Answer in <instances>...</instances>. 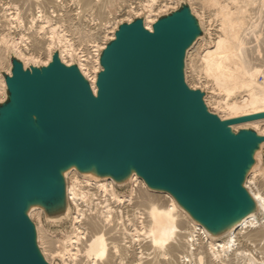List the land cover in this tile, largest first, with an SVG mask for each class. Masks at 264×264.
<instances>
[{"label": "water", "instance_id": "1", "mask_svg": "<svg viewBox=\"0 0 264 264\" xmlns=\"http://www.w3.org/2000/svg\"><path fill=\"white\" fill-rule=\"evenodd\" d=\"M201 34L187 2L151 29L141 16L120 22L98 51L95 90L59 47L44 65L10 57L0 100V264H51L28 210L39 207L50 222L69 218L70 168L118 187L134 173L209 235L255 209L245 178L264 134L232 125L264 110L221 118L187 83L186 51Z\"/></svg>", "mask_w": 264, "mask_h": 264}, {"label": "bare ground", "instance_id": "2", "mask_svg": "<svg viewBox=\"0 0 264 264\" xmlns=\"http://www.w3.org/2000/svg\"><path fill=\"white\" fill-rule=\"evenodd\" d=\"M147 1L149 2L147 4L145 3L144 6L149 8L147 12L150 13L144 18V24L147 28L151 29V24L156 20V15L166 10L174 1ZM251 1L253 0H190V7L198 19L202 34L195 39L186 51L184 67L185 79L189 85L202 83V80L199 81L196 75L200 66L196 69L197 71L195 70L197 61H200V65H203L206 70V79L203 81L209 84L207 88H210L213 92L210 96L207 95L209 93L205 92V103L208 107L211 103H214L216 107H221V112L223 113H221V115L218 114L221 118H226V116L223 117L224 115L222 114L225 113V115H228V111L234 113V116H238L264 110V79H258V75L264 69V52L260 50L262 47L260 49L258 45L254 47V43L253 48L250 47L252 44H250L251 39L253 40V38L250 39V37L252 36L260 37L261 34L263 35V40H261V38L258 39L264 41V17L262 19H255L256 16L254 17L251 15L250 11L252 10L249 11L248 8L250 9V7H246L250 6L248 4ZM260 2L264 4V0ZM126 3L127 0H0V31L11 30L13 26L12 23H18L21 16L28 19L27 21L30 23H36L39 17L43 20L42 24L37 22L36 28L31 26L32 30L29 31L28 34L25 33V37H22L23 35L19 33L17 37L12 36L8 38L7 36L6 38L5 35H2L4 33L1 32L0 65L4 64L5 68L8 70L7 73H10L11 64L8 59L4 57V51L7 47H11L16 54L15 56L23 62L24 66L30 64H47L51 58V51L54 43H57L59 46L61 60L66 64H70L78 46L75 47L76 44L71 41L72 37H68L70 34L68 35L67 33L57 31L53 27V25L57 24L56 20H58V22L63 23H61V25L67 28L66 31H70L73 35L77 34L76 37L78 39L81 41L83 40V42L85 41V43L88 42L90 47L94 48V53L92 51V57L90 58H87L83 53L84 48L78 49L76 54L79 56V62L77 61L78 67L89 79L93 90H95V71L99 67L97 47H99V45H101L102 48L105 46L103 45L104 39L102 38L103 42L100 43L98 38L102 37V33L108 27L107 23L109 19H107V17L117 10L122 11L124 8L130 6L127 5L130 3ZM251 4L253 5V3ZM154 5L158 8L155 11L153 9ZM263 10L261 11L263 12ZM152 11H154L153 14L151 13ZM136 14L138 15L139 11H136ZM53 17L56 19L54 20L56 23H52L53 25L49 24L48 29H46L49 20ZM261 17L262 16L259 18ZM42 20H40V22ZM50 25H52V27ZM26 26L28 27L27 24ZM49 26L51 28H49ZM15 28L16 27H14V30ZM112 30L111 28V31ZM205 31L206 33L208 31L211 36L210 43L208 42L206 44L204 43L205 41L203 42L202 40V35ZM11 33L13 34L14 32ZM113 33L114 31L112 34L110 33V38H113ZM12 34L6 33V35L9 36ZM107 34L106 36H109ZM25 40L28 44L27 46L25 44V46H21V43H17ZM259 40L258 42H260ZM256 42L257 40L255 43ZM260 43L263 45L262 42ZM85 46L86 45H84V47ZM41 49L44 50V55H42ZM42 58L43 62L37 64V60H42ZM220 86L227 90V93H224L225 95L220 94L224 92H220V90H222ZM4 89V77L0 75V98L2 99L5 96ZM216 90H218V92H216ZM235 98L245 101L247 107L245 109L238 106L235 107L236 104H231L232 100ZM235 108L238 109L233 110ZM210 110L213 111L212 109ZM228 117L230 116L228 115L227 118ZM238 126H251L259 133L264 134V118L239 123ZM232 127L236 129V126ZM263 147L264 142H262L255 151V162L247 172L245 178V186L255 200L256 207L249 214L242 217L236 223H233L228 229L221 233L209 235L203 226L191 219L189 214L177 204L170 194L147 188L143 180L134 173L121 183L123 184L130 181L132 184L130 192L128 194H121L116 190L115 183L112 179L91 178L86 175H80L73 168H70L64 172V175L69 178L67 181V198L69 206H66L62 215L69 216L71 230L65 233L63 238H55L46 232L41 225H36L39 247L48 261L49 257L56 253L60 255L64 264L80 263V261L77 263L75 262L78 255H81L82 259L85 258L84 264H145L144 258L148 256V252L143 251L144 249L142 248L136 251V247L133 248L132 244H126L124 246L125 242L121 244L120 241L114 237V232L109 233L114 227V225H111L112 228H110V221L112 220V213H114L115 210L109 205L108 200L111 199L119 204L133 198L132 196H137L142 203L144 201L146 205L145 208H147L144 213V219H146L145 223H143L144 220L143 222L140 221L141 225L139 229L143 231L145 238H148V243L150 247L153 248L155 256L159 254L163 256L161 258L163 260L161 263L187 264L190 258H196L198 263L202 264H204V262L205 264H230L231 262L229 263V259L231 257H239L237 260L241 259V264H261V262L264 264V259L261 261L258 260L256 255L251 252L252 250L248 249L250 245L256 246L262 244V241H264V223L260 225L259 222L263 220L261 219L262 221H260L256 216V211L260 210L262 214L264 213V192L263 188L261 190L259 186L255 185L256 176L264 172L262 171L264 165L261 161V151ZM260 170L262 171L261 174ZM97 194L98 196H95ZM93 196L99 198L97 203H101L102 205L99 206L102 208L99 210L94 207L93 211L91 210L92 212L90 211L86 214V207L83 208V203H85V205H88L89 202L91 204L95 203L92 200ZM71 203H73L74 206H72ZM95 205L96 204H94V206ZM123 210L126 209L124 208ZM41 212V209L35 206L30 207L28 210L30 217L34 214H40ZM125 213L124 211V214ZM135 213L136 211L132 214L133 218L139 215V213L137 215ZM183 220L188 223L186 225H189V227L180 225V221ZM132 227H134L133 224ZM133 231H131L132 238L133 236H138L137 231H135L136 233H133ZM122 236L119 237L123 238ZM132 238L130 237L128 241H131ZM122 240L124 241V238ZM128 241H126V243ZM263 249L264 247L262 250ZM145 253H147V256ZM148 261L146 260V262L150 264V261Z\"/></svg>", "mask_w": 264, "mask_h": 264}, {"label": "rangeland", "instance_id": "3", "mask_svg": "<svg viewBox=\"0 0 264 264\" xmlns=\"http://www.w3.org/2000/svg\"><path fill=\"white\" fill-rule=\"evenodd\" d=\"M174 1V3L173 4H171V5H169L168 6V8L166 9V10H164V11H162V12H160L159 14H157L156 15V18L158 17V15H161V14H164V13H167V12H169L171 9H173V8H176L181 2H187L188 4H190V0L188 1V0H173ZM254 1V2H253ZM253 1H251L248 5H250V6H246V7H250V9L248 8V10L250 11V10H252V11H250V13H251V15L252 16H256L255 17V19L257 18V19H262L263 17H264V4H262L260 1H258V0H253ZM149 1H147V0H127V3H130V4H127V5H130V6H128V7H126V8H124V10H122V11H115L114 13H111L108 17H107V19H109V22L107 23V25H108V27H107V29H105V31L102 33V37H100V38H98L99 40L98 41H100V43L101 42H103L104 41V44L103 45H105V42L108 40V39H110V36H111V34H112V32L115 30V28H116V26L120 23V22H123V21H130V20H132L133 19V17H135V16H141V17H143V18H146L147 16V14L148 13H150V12H147V11H149V8L147 7V6H144V4L146 3H148ZM257 2V3H256ZM260 3V5H259V3ZM251 3H253V5L251 4ZM257 4V5H256ZM191 5V4H190ZM252 5V6H251ZM145 7V8H144ZM256 7V8H255ZM139 8V9H138ZM260 8V9H259ZM128 9H130V10H128ZM153 9H154V11L156 10V9H158V8H156V5H154L153 6ZM253 9H254V11H253ZM256 9V10H255ZM259 9V10H258ZM261 10H263V12L261 11ZM124 11V12H123ZM136 11H139V14L137 15L136 14ZM154 11H152L151 13L153 14L154 13ZM255 11H256V13H255ZM257 11H258V13H257ZM254 14H253V13ZM259 12H261L262 13V15H261V13H259ZM260 14V15H259ZM258 15V16H257ZM213 16H214V14H213ZM260 16H262L261 18H259ZM127 18H128V20H127ZM22 20V21H21ZM28 19H25L23 16H21V18H20V21H21V23H20V21L18 22V23H15V22H13L12 24H13V26L14 27H16L15 28V30H14V27L12 26V29L11 30H9V31H7V30H4V31H0V35H1V32L2 33H4V34H2V35H5V37L7 38V36H8V38H10V37H17L18 35H19V33H20V35H23L22 37H25L26 36V34H28V32L29 31H31L32 30V27L33 28H36V24H37V22L39 23V24H42V22H43V20L41 19V17H39V18H37V22L36 23H30V22H28L27 21ZM40 20H42L41 22H40ZM54 20H56L54 17L53 18H51L50 20H49V22H48V24H47V28L46 29H48V25L49 24H52V23H56V21H57V24H55V25H53V27L57 30V31H60V32H64V33H67L68 35L70 34V36H68L69 38H71V41H73L75 44V47H77L76 48V51H78V49H83L84 48V54H85V56L87 57V58H90V57H92V51H93V53H94V48L93 47H90V44L88 43V42H86L85 43V41L83 42V40L81 41L80 39H78L77 37H76V35L77 34H71V32L70 31H66L67 30V28H65L63 25H61V23L60 22H58V20H56V21H54ZM121 20V21H120ZM26 21H27V23H26ZM113 22H115V23H113ZM17 24V25H16ZM22 24V25H21ZM26 24L28 25V27L26 26ZM30 24V25H29ZM63 24V23H62ZM113 24H116V25H113ZM52 25H50L51 27H52ZM114 27H113V26ZM18 26V27H17ZM21 26V27H20ZM32 26V27H31ZM49 26V28H51ZM61 26V27H60ZM25 27H26V29L27 28H29V29H25ZM57 27H59V28H57ZM21 28V29H20ZM110 28V29H109ZM111 28L113 29L112 31H111ZM24 29V30H23ZM62 29V30H61ZM64 29V30H63ZM17 30H19V31H17ZM7 31V32H6ZM25 31V32H24ZM109 31H110V33H109ZM11 32H14L13 34L11 33ZM16 32H18V33H16ZM6 33L7 34H12L11 36H9V35H6ZM26 33V34H25ZM108 33V34H107ZM17 34V35H16ZM106 34L107 35H109V36H106ZM103 35H105V36H103ZM203 37H202V40H203V42L206 44V43H210V41H211V36H210V33L207 31V33H206V31H205V33H203V35H202ZM250 36H252V35H250ZM262 36V37H261ZM1 37V36H0ZM104 40H103V39ZM108 38V39H107ZM251 38H253V40L251 39ZM261 38V40H263V35H261L260 34V37L258 36V37H250V39H251V42H250V44H251V48H253V43L255 44L254 45V47L255 46H257L258 45V47H259V49L262 51V52H264V41H261V40H259V39ZM255 39V40H254ZM103 40V41H102ZM257 40V42L255 43V41ZM258 40L260 41V42H262L263 43V45L260 43V42H258ZM17 41V40H16ZM81 42V43H80ZM18 44L19 43H21V46H27L28 44H27V42H26V40L25 41H19V42H17ZM79 43V44H78ZM259 43H260V45H259ZM23 44V45H22ZM25 44V45H24ZM84 45H86L85 47L87 48H85L84 47ZM55 46V47H54ZM88 46V47H87ZM56 47H59L58 45H57V43H54L53 44V47H52V51L56 48ZM90 47V48H89ZM101 47V45H99V47H97V51H99V49H101L100 48ZM89 48V49H88ZM92 48V49H91ZM44 49V48H43ZM43 49H41V52L43 53L42 55H44V50ZM52 51H51V53H52ZM76 51H75V54H73V60H72V62H79V56H78V54H76ZM13 52V53H12ZM88 52V53H87ZM90 52V53H89ZM88 56H87V55ZM12 55H16L15 54V52L11 49V47H7V49L4 51V57H6L7 59H8V61L10 62V57L12 56ZM44 58V57H43ZM43 58H42V60L41 59H38L37 60V64H41L42 62H43ZM44 60H45V58H44ZM72 62H70V63H72ZM77 62V63H78ZM11 64V63H10ZM201 64V62L200 61H197V67L195 68V70L196 69H198V66H200L199 67V69H198V71L196 72L197 74V79L199 80V81H201L202 83L200 84H198V83H196V84H191L190 86L191 87H194V88H201L202 90H204L206 93H209V94H207V95H212L213 94V92H212V90L210 89V88H207V87H209V84L207 83V82H204L203 80L204 79H206V70H205V68H204V66L203 65H200ZM11 66V65H10ZM99 70V67L96 69V71L95 72H97ZM6 71V73H7V69L5 68V66H4V64H1L0 65V75L1 76H3V72H5ZM201 72V73H200ZM199 77V78H198ZM258 79H259V76H258ZM195 83V82H194ZM206 85H208V86H206ZM204 87V88H203ZM220 88H222V90H220V92H222V91H224V92H222V93H220L221 95H223L224 93L226 94L227 93V90L226 89H223L224 87H222V86H220ZM211 91V92H210ZM216 92H218V90H216ZM224 94V95H225ZM2 98H0V100H1ZM231 104H236V106L235 107H241L242 109H245L246 107H247V105L245 104V101H243V100H240L239 98H235V99H233L232 100V102H231ZM212 105H213V107H212ZM215 104L213 103H211L210 104V108L209 109H212L215 113H217V114H220L221 115V113H223V112H221V110H222V108L221 107H216V106H214ZM238 109V108H237ZM236 108L235 109H233V110H237ZM220 112V113H219ZM228 115L230 116V117H233L234 115V113H232V112H229L228 111ZM222 115H224L223 117H225L226 116V118H227V114L225 115V113L224 114H222ZM232 126H236V129H238L239 127H241V126H238V124H234V125H232ZM237 126H238V128H237ZM261 126V125H260ZM262 127V126H261ZM262 150L263 151H261V161H262V163H263V165H264V147L262 148ZM263 168H264V166H263ZM261 171V170H260ZM262 171H264V169L262 170ZM262 171L260 172V174L262 173ZM258 174H259V172H258ZM257 174V175H258ZM263 174V175H262ZM261 175H258V176H256L257 178L255 179L256 181H255V185L256 186H259L260 188H261V190H262V188H263V192H264V172L262 173ZM69 179V178H68ZM131 186H132V184H131V182L130 181H128L127 182V184H124V185H121V186H117L116 184H115V187H116V190H118L119 191V193H121V194H128L129 192H130V190H131ZM146 186V185H145ZM260 190V191H261ZM137 191V190H136ZM135 191V192H136ZM159 192V191H158ZM137 193V192H136ZM264 194V193H263ZM133 195H135V194H133ZM149 196H151L150 194H148ZM95 196H98V194L97 195H95ZM95 196H93V202H95V203H93V204H91L90 202L88 203V205H85V203H83V208H85L86 207V214H88L91 210L93 211V208L95 207V209L96 208H98L99 210L102 208V207H100L102 204L101 203H97L98 201H99V198H96ZM101 197V196H100ZM133 198H130L129 200H126V202L124 201V203H116V202H114V201H112L111 199H109L108 200V202H109V205L112 207V209L114 208V213H112V220L110 221L111 222V224H110V226L111 225H114V227L112 228V226L110 227V228H112L111 230H110V232L109 233H113V235H114V237L117 239V240H119L120 241V243L122 244V243H124V246L126 245V244H129V245H131L132 244V246H133V248H135L136 249V251H138L137 249H144L143 251H145V252H148L149 254H147V253H145V255L147 256L146 258H144V260H145V264H149V263H147L146 262V260L148 261H150V264H152V262H153V264L155 263V264H164V263H161V261H163L161 258L163 257L162 255H156L155 256V253H154V251H153V248L152 247H150V245H149V243H148V238H145V236H144V234H143V231H141L139 228H140V225H141V222H143V220H144V222L143 223H145V220L146 219H144L145 218V210L147 209V208H145V204H144V201H143V203H142V201H140L139 199H138V197L136 196H132ZM96 198V199H95ZM102 198V197H101ZM139 202V203H138ZM114 203V204H113ZM144 204V205H142V204ZM94 204H96L95 206H94ZM140 204V205H139ZM71 205L72 206H74L73 205V203H71ZM91 205V206H90ZM98 205V206H97ZM100 205V206H99ZM117 205V206H116ZM128 205V206H127ZM117 207V208H116ZM123 207V208H122ZM144 207V208H143ZM126 209V210H123V209ZM120 209V210H119ZM42 211V210H41ZM91 211V212H92ZM118 211V212H117ZM120 211V212H119ZM124 211L126 212L125 214H124ZM134 211H136V215L139 213V215H138V217H134L133 218V212ZM137 211H139V212H137ZM88 212V213H87ZM116 212V213H115ZM140 212H142V213H140ZM119 215H118V214ZM121 213V214H120ZM117 214V215H116ZM129 214V215H128ZM39 215V216H38ZM115 215V216H114ZM124 215V216H123ZM141 215V216H140ZM263 215V216H262ZM38 216V217H37ZM119 216V217H118ZM141 218H140V217ZM256 216H257V218L260 220V221H264V213L262 214V211H256ZM132 217V218H131ZM138 218V219H137ZM31 219L36 223V225H41V227H43V229L46 231V232H48L50 235H52V236H54L55 238H63L64 237V234L65 233H68L70 230H71V221H70V218H67V219H64L63 221H61V222H50V221H47V220H45V218H44V215L42 214V212L40 213V214H34L32 217H31ZM134 219V220H133ZM140 219V220H139ZM262 219V220H261ZM135 220H136V222H137V224H136V222H135ZM141 221V222H140ZM259 222V224L260 225H263V223L264 222ZM132 224H133V226L134 227H132ZM186 224H188L186 221H180V225L181 226H186V227H189V225L187 226ZM38 225V226H39ZM130 225H131V227H130ZM126 230H125V229ZM128 228V229H127ZM115 229V230H114ZM139 229V230H138ZM125 230V231H124ZM129 230V231H128ZM134 230V231H133ZM117 233H116V232ZM128 231V232H127ZM131 231H133V233H136L135 231H137V234H138V236H133V238H132V236H131ZM121 232H122V234H121ZM142 233V234H141ZM130 234V235H129ZM112 235V236H113ZM117 235V236H116ZM123 235V236H122ZM129 235V236H128ZM119 236H122L123 238H124V241L122 240L123 238H121V237H119ZM127 236V237H126ZM118 237V238H117ZM130 237L132 238L131 239V241H128L129 239H130ZM135 238H138V239H135ZM143 238H144V240H143ZM122 240V241H121ZM136 240H137V242H136ZM126 241H128L127 243H126ZM135 241V242H134ZM131 242V243H130ZM139 243V244H138ZM134 244V245H133ZM137 244V245H136ZM142 244V245H141ZM146 244V245H145ZM263 244V245H262ZM262 244H258V245H256V246H253V245H250V247L248 248V249H251L252 251L251 252H253L255 255H256V258L258 259V260H262V259H264V249L262 250V248L264 247V241H262ZM140 245V246H139ZM261 246H262V248H261ZM139 247V248H138ZM258 247V248H257ZM260 247V248H259ZM151 250H152V252H151ZM260 250H261V252H260ZM250 251V250H249ZM81 255H78L77 257H76V263L77 262H79L80 261V263L81 264H84L83 262H85V258L84 259H82V256L80 257ZM158 256V257H157ZM51 257V258H50ZM49 257V262L51 263V264H64L63 263V261L61 260V257H60V255H57L56 253H54V254H52L51 256ZM159 257H160V259H159ZM262 257V258H261ZM233 257H231L230 259H229V263L230 264H241L242 263V260L241 259H238L237 260V258H239V257H234L233 259H232ZM236 258V259H235ZM51 259V260H50ZM79 259V260H78ZM156 259V260H155ZM155 260V261H154ZM148 261V262H149ZM157 261H159V262H157ZM177 261V260H176ZM240 261V262H239ZM191 262V263H190ZM198 263V260L196 259V258H194V259H191L190 258V260H189V262L187 261V264H197ZM80 263H77V264H80ZM260 263V262H259ZM198 264H202V263H198ZM204 264H205V262H204ZM261 264H263L262 262H261Z\"/></svg>", "mask_w": 264, "mask_h": 264}, {"label": "built area", "instance_id": "4", "mask_svg": "<svg viewBox=\"0 0 264 264\" xmlns=\"http://www.w3.org/2000/svg\"><path fill=\"white\" fill-rule=\"evenodd\" d=\"M258 76H259V80L264 79V69L261 71V73Z\"/></svg>", "mask_w": 264, "mask_h": 264}]
</instances>
